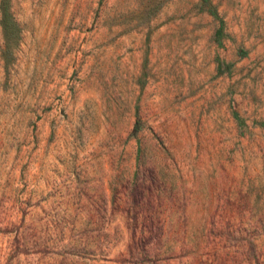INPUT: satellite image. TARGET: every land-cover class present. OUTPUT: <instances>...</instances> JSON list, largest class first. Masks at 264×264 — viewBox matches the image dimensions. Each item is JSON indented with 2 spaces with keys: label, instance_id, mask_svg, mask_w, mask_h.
<instances>
[{
  "label": "rangeland",
  "instance_id": "rangeland-1",
  "mask_svg": "<svg viewBox=\"0 0 264 264\" xmlns=\"http://www.w3.org/2000/svg\"><path fill=\"white\" fill-rule=\"evenodd\" d=\"M0 264H264V0H0Z\"/></svg>",
  "mask_w": 264,
  "mask_h": 264
},
{
  "label": "trees",
  "instance_id": "trees-1",
  "mask_svg": "<svg viewBox=\"0 0 264 264\" xmlns=\"http://www.w3.org/2000/svg\"><path fill=\"white\" fill-rule=\"evenodd\" d=\"M5 2H6V0H3V3H4V4H5ZM210 13L216 15L215 10H213V9L210 10ZM222 29H223V21L220 20L219 27H218V29L216 30V34H217L218 36L222 33ZM228 67H229V66H228ZM218 72H219V73L222 72V69H221L220 64L218 65Z\"/></svg>",
  "mask_w": 264,
  "mask_h": 264
}]
</instances>
